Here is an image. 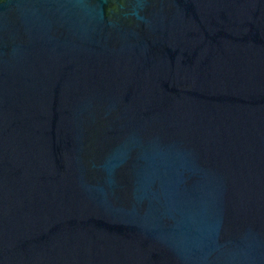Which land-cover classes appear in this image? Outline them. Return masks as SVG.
<instances>
[{
  "label": "water",
  "instance_id": "water-1",
  "mask_svg": "<svg viewBox=\"0 0 264 264\" xmlns=\"http://www.w3.org/2000/svg\"><path fill=\"white\" fill-rule=\"evenodd\" d=\"M0 264H264V0H0Z\"/></svg>",
  "mask_w": 264,
  "mask_h": 264
}]
</instances>
